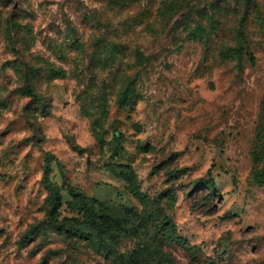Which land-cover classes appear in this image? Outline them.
<instances>
[{
    "label": "rangeland",
    "instance_id": "obj_1",
    "mask_svg": "<svg viewBox=\"0 0 264 264\" xmlns=\"http://www.w3.org/2000/svg\"><path fill=\"white\" fill-rule=\"evenodd\" d=\"M148 206L138 264H264V0H0V264H128Z\"/></svg>",
    "mask_w": 264,
    "mask_h": 264
},
{
    "label": "trees",
    "instance_id": "obj_2",
    "mask_svg": "<svg viewBox=\"0 0 264 264\" xmlns=\"http://www.w3.org/2000/svg\"><path fill=\"white\" fill-rule=\"evenodd\" d=\"M16 71L19 74L26 76V78L28 80L31 79L30 73L23 71L22 68L20 69V67H17ZM52 74L53 75H59V74H61V71L55 70L52 72ZM25 88H26L25 90L30 92L29 94L31 96L36 95V92L34 91L32 83L29 82L25 86ZM128 90H129V86L127 85V86L121 88V90L119 91L118 101L121 104H125L127 97H128V93H129ZM40 100H42V99L40 98ZM47 164H48L47 165L48 170L46 172L47 173L46 182L49 185V187L51 188V190L53 191V194L56 196V198L60 197L61 192L59 191V185L56 183H53L49 177V173L51 171V160L50 159H48ZM213 186H214V183H212V187ZM70 190H71V193H73V194L86 196V194L83 191H81L75 187H72ZM140 196L143 198L144 194L141 193ZM148 202L149 201L147 200L146 204ZM57 207H60V203H58ZM137 218L139 219L138 225H136V226L132 225L131 227H128L127 224L124 223L121 216H119V220L115 217H107L106 219H104V223H107V225L102 229V232H101V234L104 235L107 232L115 231L116 230L115 228L118 227L119 228V233H118L119 237H122L127 232H132V231H134L135 233H137L139 235H142L140 243L143 246L136 248L132 252V254L130 256L131 260L128 261L129 262L128 264H138L140 257L145 255V254L155 255V256H159V255L164 256V250L162 247L163 246V240L172 239V240H177L179 242L184 241L183 238L176 231V225L171 220L169 215H167V214L162 215L159 208L153 209L152 207L148 206L146 209L143 210L142 213L137 215ZM51 222L65 226L63 220H61V219H59V217L55 216L54 213L51 215ZM75 231H76V233H79V234H84V232H85L82 228H76Z\"/></svg>",
    "mask_w": 264,
    "mask_h": 264
}]
</instances>
